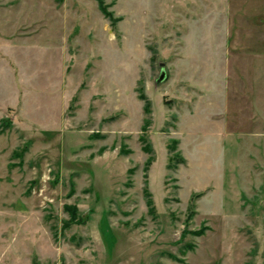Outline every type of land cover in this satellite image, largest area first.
I'll use <instances>...</instances> for the list:
<instances>
[{
    "label": "rangeland",
    "instance_id": "374dc122",
    "mask_svg": "<svg viewBox=\"0 0 264 264\" xmlns=\"http://www.w3.org/2000/svg\"><path fill=\"white\" fill-rule=\"evenodd\" d=\"M104 3L0 0V264H264V0Z\"/></svg>",
    "mask_w": 264,
    "mask_h": 264
},
{
    "label": "trees",
    "instance_id": "16d2710c",
    "mask_svg": "<svg viewBox=\"0 0 264 264\" xmlns=\"http://www.w3.org/2000/svg\"><path fill=\"white\" fill-rule=\"evenodd\" d=\"M95 1H96L97 5H98L99 10L103 14V16L107 17L109 20L113 19L112 12L108 10V6H107V4L104 3V0H95ZM113 22H115V21H113ZM139 98L144 101L143 112H144L145 116L147 117L151 113L150 103H149V101H147L145 95L142 94V93L139 95ZM143 122L144 123H143V126H142V130L145 131L148 128V126H149L150 120H149V118H145ZM6 125L9 126L10 122L6 123ZM140 139L143 140V141L146 140L143 136H141ZM176 145H177V141H174L172 143V145H168V149L171 152V155L168 158V165H167V168H169V169L174 168L178 164H184L185 163V159L182 158L180 156V154L176 151ZM29 146H30V143L27 142L21 148H19L17 150H14L13 152L14 153L15 152L16 153L19 152L18 154L22 158L23 154L26 153L29 150ZM150 149L151 148L148 145L143 146V151L145 153H149ZM153 161H154L153 157H151V156L148 157V159L146 160L145 165H144V170L145 171L149 170V167H150V165H151V163ZM145 175H146L145 176V181H146L148 179V177H147L146 173H145ZM143 193H144V197L146 199V204L149 207V212L153 213L154 212L153 202L151 200L152 198H151V194L149 193V190H148L147 182L145 184V188L143 190ZM201 195L202 194L199 193V192L198 193L194 192L189 197V202H188L189 218H191L193 216V214H195L196 202H197V199ZM65 208H66L65 210H67V212L69 213V217H70V220L72 221V223H77L78 220H76V218H79V217H78V214H77L78 210H77L76 206L66 205ZM106 227H108V226H105V224H104V228H106ZM104 228H103V231H105ZM107 230H109V229L107 228ZM202 233L203 232H199L197 234V236H199V235L201 236ZM105 237H107V239L109 238L108 240L110 241V236L108 234L105 233ZM32 264H39V262L37 261L36 258H33Z\"/></svg>",
    "mask_w": 264,
    "mask_h": 264
},
{
    "label": "water",
    "instance_id": "95a60500",
    "mask_svg": "<svg viewBox=\"0 0 264 264\" xmlns=\"http://www.w3.org/2000/svg\"><path fill=\"white\" fill-rule=\"evenodd\" d=\"M163 78H164V73L161 72V74H160L158 80L156 81V84L155 85H158V83L161 82L163 80Z\"/></svg>",
    "mask_w": 264,
    "mask_h": 264
},
{
    "label": "crops",
    "instance_id": "0c3cea01",
    "mask_svg": "<svg viewBox=\"0 0 264 264\" xmlns=\"http://www.w3.org/2000/svg\"><path fill=\"white\" fill-rule=\"evenodd\" d=\"M222 51H224V52H225V54L229 53V50H228V48H226V49H224V50H222Z\"/></svg>",
    "mask_w": 264,
    "mask_h": 264
}]
</instances>
